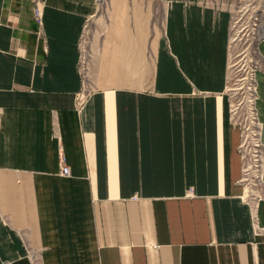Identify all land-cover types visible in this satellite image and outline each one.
Here are the masks:
<instances>
[{
	"label": "crops",
	"instance_id": "1",
	"mask_svg": "<svg viewBox=\"0 0 264 264\" xmlns=\"http://www.w3.org/2000/svg\"><path fill=\"white\" fill-rule=\"evenodd\" d=\"M43 1L40 37L32 0H0V264H264V197L243 199L229 119L235 0H137L147 29L102 30L81 113L79 43L99 0ZM121 57L142 65L140 88L109 84Z\"/></svg>",
	"mask_w": 264,
	"mask_h": 264
},
{
	"label": "rangeland",
	"instance_id": "2",
	"mask_svg": "<svg viewBox=\"0 0 264 264\" xmlns=\"http://www.w3.org/2000/svg\"><path fill=\"white\" fill-rule=\"evenodd\" d=\"M235 1L232 4L233 17L236 10ZM255 6L256 4L253 5V7ZM261 7L262 8L260 9L264 11L263 3L261 4ZM258 13L261 15V20L263 21L264 12L262 13L258 11ZM150 15L151 11L149 7L147 8V11L144 12L142 3L137 0H132L131 2H127V0H99L96 13L92 18L88 19V22L85 25L84 34L87 35V39L81 45L82 58L85 68V81L90 84L93 89H96L97 84L100 85V82L97 83L95 79V76L98 73V69L96 70V62L98 61L99 52L100 55L104 56L108 45V43H105V40H103V42H101V47L103 45L105 51L99 50L102 30L110 29L108 31V37H110L111 29H147ZM247 22L248 19H244V17H242V20L240 21L241 24L235 23L233 18V21L230 24L231 36L229 38L230 44L228 45L229 61L226 82L229 107L231 103H234V105L240 110L239 119L243 127H246V122H248L246 114L250 116L251 123L247 125V130L249 131L251 128V131L248 132L246 136L248 141H251V143L255 145L257 143L258 135V131H256L257 123L256 121L254 122L257 117L255 108L257 94H254L255 103L253 105L252 97L246 93L247 90L245 88L244 90L240 89V87L241 84H245L247 86V81L250 79V70L254 68V65L261 64V60L256 50V41H251V34L249 31L251 29V22ZM260 28L259 36L261 38L262 35H264V22L260 25ZM133 52H135V50H131V54H133ZM147 56H149V53ZM114 62L116 65L111 64V67L118 69L116 72L113 71L115 72L116 79L109 84L115 86H127L131 88L141 87L142 80L140 73L142 71V65L134 66L131 63L132 61L128 60L127 57H125V59H122L121 57V59L117 61H115V59H111V63ZM104 73L105 71H103V74ZM230 96H233V98H230ZM251 132L253 134H251ZM261 170L260 166H258L257 170H254L253 173L249 171V176L245 177V180L243 179L244 197H249L250 195L258 196L259 193L264 191V184L261 181Z\"/></svg>",
	"mask_w": 264,
	"mask_h": 264
},
{
	"label": "built area",
	"instance_id": "3",
	"mask_svg": "<svg viewBox=\"0 0 264 264\" xmlns=\"http://www.w3.org/2000/svg\"><path fill=\"white\" fill-rule=\"evenodd\" d=\"M262 3L264 4V0H236L235 1L236 10L234 12V17H233V12H231V22L233 21V18H234L235 23H240V21L242 20V17H244V19L247 18L248 22H251V29L249 30L250 34H251V41H256V44L258 42L264 40V35H262V37L259 38V26L262 23V20H261L262 18H261V15L258 13V11L262 12V13L264 12L260 9V8H262L261 7ZM32 4H33V8H32L33 21L35 22V24L37 26V35L41 37L42 36V29H43L42 16H43L44 1L43 0H32ZM254 4H256L255 7H253ZM262 17H263V15H262ZM263 20H264V17H263ZM86 23H85V25H86ZM85 25H84V28H85ZM86 39H87V35L84 34V31H83V34H82V37H81L80 43H79L80 59H79V64H78V70H79V74L81 77V87H80L79 91L75 94V97H74V108H75V111L77 113H81L84 110V107L87 104L89 97L93 93V90H94L91 87V85L85 81V76H84L85 68H84V63H83L84 61L82 58L81 45L83 42L86 41ZM261 68H262V64L254 65V68L251 69L249 72L250 79H248V81H247V86L245 84H241V87H240V89L244 90V88H245L247 90V91L246 90L245 91L250 97H252L253 105L255 103V95H256V86H255L256 83L254 80V74H255L257 69H261ZM243 93H244V91H243ZM230 98H233V96H230ZM229 114H230V121H231L230 123L233 126L238 127L240 134H241V142L239 144L238 151H239L240 157L242 159L241 183L244 187L243 179L249 172L247 161L250 157V149H251L250 145L251 144L249 143L247 136H246L247 127H243V125L241 124L240 119H239L240 110L234 105V103H231V105L229 107ZM256 123H257L256 129L258 131L256 148H257L258 152L254 153L256 155V157H253V160H254L255 168H257V166L260 165V168L263 169V163H264L263 149L264 148H263V145L260 141V126L261 125H260L257 117H256ZM58 160H59V166H60V174L62 176H68L70 173V170H69L68 165L66 164V159H65V156L62 152L59 153ZM261 173H262V170H261ZM261 181L264 183V181L262 179V175H261ZM262 197H264V191L262 193H259L258 196L250 195L249 197H244V195H243L244 201H247V202H254V201H256ZM253 231L255 233L264 234V228L259 227L257 225L255 217L253 218ZM5 264H8V263H5Z\"/></svg>",
	"mask_w": 264,
	"mask_h": 264
},
{
	"label": "bare ground",
	"instance_id": "4",
	"mask_svg": "<svg viewBox=\"0 0 264 264\" xmlns=\"http://www.w3.org/2000/svg\"><path fill=\"white\" fill-rule=\"evenodd\" d=\"M264 22V20L262 21V23ZM261 23V24H262ZM260 24V25H261ZM262 27V26H261ZM259 29H261L260 28V26H259ZM259 38H260V36H259ZM247 115V118H248V122H246V124L248 125V124H250L251 123V118H250V116L248 115V114H246ZM256 121V118H255V120H254V122ZM247 125H246V127H247ZM252 127V126H251ZM259 127V126H258ZM251 131V128L249 129V131L247 130V133L248 132H250ZM257 131V130H256ZM246 133V134H247ZM251 134H253L252 132H251ZM249 143L251 144L250 146H251V149H250V157H249V159H248V161H247V165H248V170L251 172V173H253V171L254 170H257L258 169V166H260V165H258L257 166V168H255V166H254V160H253V157H256V155L254 154V153H257L258 152V150H257V148H256V145L257 144H252L251 143V141H249ZM249 176V172H248V174L245 176V177H248ZM244 177V180L246 179ZM264 184V183H263Z\"/></svg>",
	"mask_w": 264,
	"mask_h": 264
}]
</instances>
